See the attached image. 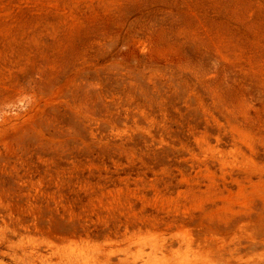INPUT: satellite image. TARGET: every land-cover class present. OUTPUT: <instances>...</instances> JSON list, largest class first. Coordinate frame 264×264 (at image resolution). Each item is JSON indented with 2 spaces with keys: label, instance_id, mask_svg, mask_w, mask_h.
Segmentation results:
<instances>
[{
  "label": "rangeland",
  "instance_id": "obj_1",
  "mask_svg": "<svg viewBox=\"0 0 264 264\" xmlns=\"http://www.w3.org/2000/svg\"><path fill=\"white\" fill-rule=\"evenodd\" d=\"M0 264H264V0H0Z\"/></svg>",
  "mask_w": 264,
  "mask_h": 264
}]
</instances>
